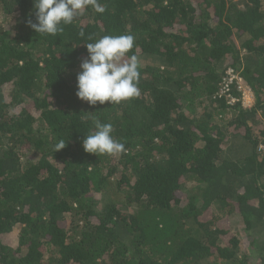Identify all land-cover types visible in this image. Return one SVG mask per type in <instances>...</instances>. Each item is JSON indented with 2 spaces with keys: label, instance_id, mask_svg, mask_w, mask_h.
I'll use <instances>...</instances> for the list:
<instances>
[{
  "label": "trees",
  "instance_id": "trees-1",
  "mask_svg": "<svg viewBox=\"0 0 264 264\" xmlns=\"http://www.w3.org/2000/svg\"><path fill=\"white\" fill-rule=\"evenodd\" d=\"M98 3L50 35L0 0V264H264V0ZM122 34L140 95L90 106L84 44ZM93 117L126 151L83 150Z\"/></svg>",
  "mask_w": 264,
  "mask_h": 264
},
{
  "label": "clouds",
  "instance_id": "clouds-1",
  "mask_svg": "<svg viewBox=\"0 0 264 264\" xmlns=\"http://www.w3.org/2000/svg\"><path fill=\"white\" fill-rule=\"evenodd\" d=\"M91 6L97 13H104L105 7L98 0H33V15L27 25L36 33L56 35L62 25H68ZM83 36V31L80 32ZM132 34L104 35L94 42L85 43L87 56L81 60L76 74V96L96 106L97 102L119 104L140 95L138 82L140 63L137 56L127 58L134 47ZM91 113V112H89ZM94 130L84 136L83 150L91 154L118 155L126 151L125 145L112 136V125L93 117ZM66 146L60 141L55 147L59 151Z\"/></svg>",
  "mask_w": 264,
  "mask_h": 264
},
{
  "label": "built area",
  "instance_id": "built-area-1",
  "mask_svg": "<svg viewBox=\"0 0 264 264\" xmlns=\"http://www.w3.org/2000/svg\"><path fill=\"white\" fill-rule=\"evenodd\" d=\"M233 82L237 85L236 88H238V90L241 91L240 92L241 93L240 98L236 99V98L232 97L231 95H225V96H227V99L230 102H234L235 100H239L243 106L252 105L253 104V92H252L251 88L247 84H244L242 82L238 73H236L231 67H228L225 70V74H224V77L222 78V84H221L222 86H221V89L219 91V94L224 95V93H226L228 91V88H230V85Z\"/></svg>",
  "mask_w": 264,
  "mask_h": 264
},
{
  "label": "rangeland",
  "instance_id": "rangeland-1",
  "mask_svg": "<svg viewBox=\"0 0 264 264\" xmlns=\"http://www.w3.org/2000/svg\"><path fill=\"white\" fill-rule=\"evenodd\" d=\"M0 20H1V17H0ZM238 230H239V232H240V236H242V237H241L242 240L244 241V235H243L244 233H243V231H241L240 228H238ZM4 240H5L7 243H9V245H14V239L5 236ZM243 248H244V247H243ZM243 252H245L244 249H243ZM252 259H253V263H254V264H257L258 259H256L254 256L252 257Z\"/></svg>",
  "mask_w": 264,
  "mask_h": 264
}]
</instances>
